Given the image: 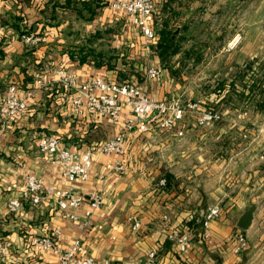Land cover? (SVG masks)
Here are the masks:
<instances>
[{
    "label": "crops",
    "instance_id": "crops-1",
    "mask_svg": "<svg viewBox=\"0 0 264 264\" xmlns=\"http://www.w3.org/2000/svg\"><path fill=\"white\" fill-rule=\"evenodd\" d=\"M68 1L0 0V95L14 83L27 103L21 118H0V239L10 247L0 264H60L53 252L37 251L30 244L33 236L54 228L63 232V246L82 237L96 264H264V133L258 130L264 126V8L257 7V0H158V31L169 21L178 37L190 43L164 66L158 52L144 44L139 29L112 8V0H85L95 8L91 19L88 10L80 13ZM259 14L260 26L255 23ZM195 28L204 31L192 33ZM239 31L244 40L228 49ZM29 32L40 34L42 42L26 44L23 36ZM205 39L208 45L200 43ZM130 51L133 63L122 58L128 53L130 59ZM149 57L144 77L121 79L131 70L139 72ZM149 66L162 67L163 77L146 80ZM60 68L80 81L105 75L146 84L156 99L186 96L205 105L221 102L229 107L230 120L199 126L187 116L172 129L131 133L120 157L125 170H110L107 165L117 156L95 149L89 178L70 182L61 165L41 151V135L58 134L66 146L82 152L115 136L121 123L77 116L68 87L36 83L39 73L49 80ZM239 111L247 116L236 125ZM27 174L39 176L45 186L103 191L104 203L94 210L93 225L82 227L88 204L68 209L78 216L74 219L52 198L38 205L24 202L11 212L8 201L19 195ZM163 177L166 186L159 184ZM251 201L258 205L255 219L243 230L238 221ZM217 203L221 213L206 236L204 216ZM135 221L140 222L137 229ZM177 230L191 236L185 251L170 237ZM240 231L248 247L238 253Z\"/></svg>",
    "mask_w": 264,
    "mask_h": 264
},
{
    "label": "built area",
    "instance_id": "built-area-1",
    "mask_svg": "<svg viewBox=\"0 0 264 264\" xmlns=\"http://www.w3.org/2000/svg\"><path fill=\"white\" fill-rule=\"evenodd\" d=\"M35 1L48 2L49 0ZM157 2L158 0H112L110 3L112 8L125 15L139 29L150 50L158 44L160 38L157 29ZM242 37L241 33H237L229 42L228 49L236 48ZM42 40V36L35 32L25 33L23 36L26 44L38 45ZM146 74V80H160L164 75V69L160 66H149ZM56 75L55 78L45 80L44 74L39 73L36 83L41 87H47L53 82H59L68 87L69 99L77 116L92 120L108 118L113 123H121V129L115 136L98 142L82 152L66 146L58 134L41 135L39 143L41 151L50 155L51 162L61 165L64 177L70 182L89 178L93 168L95 149L103 154L117 156L118 160L107 165L110 170H125L126 165L120 157L126 150L128 135L131 133L148 132L155 128L172 129L187 116H191L199 126L230 120L225 109L205 105L200 100H186L174 96L156 99L147 93L146 84L129 80L121 81L105 75H96L80 81L66 68L56 70ZM26 109V100L19 96L17 85L10 83L6 93L0 95V118L4 121L21 118ZM123 114L126 117L122 121ZM246 116V111H239L238 119L234 121V124L237 125L246 119ZM258 130L264 133V126ZM178 135L183 136L184 130H179ZM262 156L264 157V149ZM167 182L165 177L159 180L161 186H166ZM49 198H52L56 206L66 213L69 208L88 204L89 208L86 210V218L82 224L84 228L93 225V212L104 203L103 191L99 189L85 193L76 188L62 189L56 186H45L42 178L35 174H27L19 195L9 199L8 208L11 212H17L24 202L38 205ZM221 209L220 204L217 203L206 211L203 220L206 236L209 235L211 221L220 215ZM67 215L74 219L78 218L73 213H67ZM133 226L136 229L139 228L140 222L135 221ZM170 237L176 239L181 251L187 250L190 246L191 236L185 230H177ZM62 240L63 232L59 228H54L52 233L33 236L30 244L37 251L53 252L60 264H96L95 257L86 251L82 237H77L67 246H63ZM237 241L236 252L240 253L248 247V240L243 231L237 234ZM9 250V245L0 239V256H6ZM149 257L153 262L156 251L150 252ZM154 264H171V261L159 260Z\"/></svg>",
    "mask_w": 264,
    "mask_h": 264
},
{
    "label": "trees",
    "instance_id": "trees-1",
    "mask_svg": "<svg viewBox=\"0 0 264 264\" xmlns=\"http://www.w3.org/2000/svg\"><path fill=\"white\" fill-rule=\"evenodd\" d=\"M74 2V7L78 10V12L82 13L83 9L88 10L89 19L96 13L95 8L92 6V3L85 0H69L68 3L71 4ZM76 4H80L77 6ZM159 29V42L156 46L153 47L161 57L164 66H168L176 53L182 47L183 37H178V33L175 28L172 27L169 21L165 22ZM264 68V64L262 66ZM169 184V182H167Z\"/></svg>",
    "mask_w": 264,
    "mask_h": 264
},
{
    "label": "rangeland",
    "instance_id": "rangeland-1",
    "mask_svg": "<svg viewBox=\"0 0 264 264\" xmlns=\"http://www.w3.org/2000/svg\"><path fill=\"white\" fill-rule=\"evenodd\" d=\"M261 2V3H260ZM257 7L259 8V9H262V8H264V0H257ZM159 20V19H158ZM261 20H262V14H259L258 15V19L255 21V23L258 25V26H260V24H261ZM174 28V27H173ZM250 28H254V27H250ZM255 28H256V26H255ZM201 31H204V29H199V28H195V29H193L191 32L192 33H199V32H201ZM240 32V31H239ZM235 33H237V32H235ZM241 33V32H240ZM141 34V33H140ZM142 36V35H141ZM143 38V37H142ZM201 39V38H200ZM198 40V39H197ZM244 40V37H243V39H242V41ZM143 41H144V38H143ZM187 41V39H185V40H183L182 41V45H184V43H187L186 42ZM229 41V40H228ZM228 41L226 42V44H225V47H227V43H228ZM200 43H204V45H208V41L205 39L204 41H202V42H200ZM144 44H146L145 42H144ZM187 44H190L189 42L187 43ZM199 44V43H198ZM240 44V43H239ZM146 46H147V44H146ZM130 50V48L129 47H126V50L129 52V50ZM138 51H140V49H137L136 50V52H137V55H139V52ZM126 52V51H125ZM130 54H131V58L129 59V57H127V56H129L128 55V53H126V55H124L122 58H126V60H129L131 63H133V61L132 60H134L133 58V56H135L131 51H130ZM151 59V57H149V59L147 60V62H145L144 64H143V66H142V68L141 69H139V72H136V71H134V70H131V72H130V74H128L127 73V75L124 73L123 75L121 74V79H130V80H132V79H134V78H137V77H141V76H143L144 77V71H145V67H146V65H148L149 63H150V60ZM175 59V57L173 58V60ZM141 60V59H140ZM126 63H128V61L126 62ZM141 66V65H140ZM253 70H255V69H253ZM129 71V70H128ZM256 71V70H255ZM173 72H177L176 71V69H173ZM188 74H191V72H190V70H188ZM220 87V86H219ZM224 86H222V88H223ZM183 99H186V100H195L194 98H190V97H186V96H181ZM229 101H226V102H224L225 104H228V105H230L229 103H228ZM235 103V102H234ZM220 104H221V102L219 103V106H217V107H219V108H222V109H228L229 107H226V108H224V107H222V106H220ZM208 105V104H207ZM232 109V108H231Z\"/></svg>",
    "mask_w": 264,
    "mask_h": 264
},
{
    "label": "water",
    "instance_id": "water-1",
    "mask_svg": "<svg viewBox=\"0 0 264 264\" xmlns=\"http://www.w3.org/2000/svg\"><path fill=\"white\" fill-rule=\"evenodd\" d=\"M258 208V205L255 201H251L249 207L246 209V211L242 214L238 221V227L243 230H248L255 219L256 210Z\"/></svg>",
    "mask_w": 264,
    "mask_h": 264
}]
</instances>
